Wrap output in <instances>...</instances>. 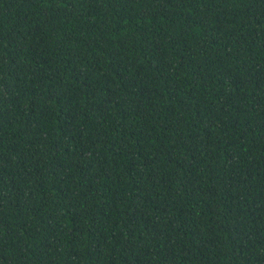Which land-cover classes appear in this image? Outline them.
Returning <instances> with one entry per match:
<instances>
[{"label": "trees", "instance_id": "obj_1", "mask_svg": "<svg viewBox=\"0 0 264 264\" xmlns=\"http://www.w3.org/2000/svg\"><path fill=\"white\" fill-rule=\"evenodd\" d=\"M0 264H264V0H0Z\"/></svg>", "mask_w": 264, "mask_h": 264}]
</instances>
